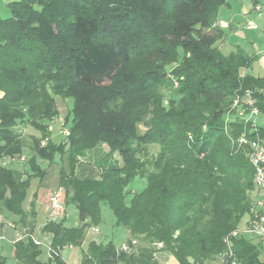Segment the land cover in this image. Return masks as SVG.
Masks as SVG:
<instances>
[{"label":"trees","instance_id":"trees-1","mask_svg":"<svg viewBox=\"0 0 264 264\" xmlns=\"http://www.w3.org/2000/svg\"><path fill=\"white\" fill-rule=\"evenodd\" d=\"M89 1H12L11 15L0 16V212L32 233L34 212L24 206L31 181L47 175L41 161L51 164L59 157L63 203L76 205L80 223L66 226L65 216L48 220L42 231L50 245L61 250L82 246L87 229L102 222L103 203L115 224L129 232L130 251L113 240L97 244L92 239L82 264H161L154 246L160 242L176 264H264L262 241L232 237L230 247L225 241L250 215L254 190L249 149L233 142L250 125L226 122V115L236 93L249 89L264 116V75L242 71L255 57L241 48L230 53L220 48L224 33L214 24L227 0H141L140 16L156 36L157 22L172 11L167 42L183 56L182 70L172 75L184 76L185 84H174L178 99L172 96L168 105L158 93L163 74L154 68L139 75L128 68L129 45H143L144 31L125 41L112 36ZM119 17L132 21L134 16ZM166 56L165 48L150 54L155 65ZM206 65L216 75L204 73ZM116 80L124 88L138 86L115 98L111 91L99 97L81 91L106 89ZM53 94L74 99L66 120L70 135L59 143L51 139L58 114ZM26 121L40 132L29 150L13 128ZM142 122L143 132L137 125ZM257 132L264 141V125ZM150 145L161 149L150 154ZM23 154L24 169L2 165L3 159ZM137 179L145 186L129 189ZM134 239L143 244L133 245ZM41 254L42 245L31 238L15 243L16 264H66L60 257L43 262ZM5 262L0 256V264Z\"/></svg>","mask_w":264,"mask_h":264},{"label":"rangeland","instance_id":"rangeland-1","mask_svg":"<svg viewBox=\"0 0 264 264\" xmlns=\"http://www.w3.org/2000/svg\"><path fill=\"white\" fill-rule=\"evenodd\" d=\"M12 1L18 0H0V16L3 18L9 17L11 15L10 12V3ZM263 7H264V0H259ZM228 3V4H227ZM227 3L220 7L218 17L220 16L221 20L224 21H232L235 20V23H240L243 30V34L247 37L245 40L244 50L249 53L254 58V62L249 68L243 69L242 71L256 75L258 74V68L260 66H264V12L263 13H255L252 15L253 19L259 25V29L254 31H247L246 27L248 22L249 15L244 14L243 8L245 6L253 8L254 7V0H227ZM95 9L98 10L99 14L102 16L103 19V26L109 33L114 36L118 37L119 39L125 41L129 38V36L136 32L137 30L141 29L144 31V35L147 37L146 42L142 44H138L137 42L131 43L129 46L132 48V57L131 63L128 65V68L135 70L139 75L156 68L161 74L164 75L165 83L162 85L164 88H160L159 95L164 97V105H168L170 99L175 98L178 99L176 90L173 89L174 84L176 82H180L181 84H185V77H174L172 72L175 70H182L183 65V56L176 51H173L170 48L167 36V29L172 22V11L168 9L164 16L157 22L156 29L160 33V35L156 36L151 33L150 23L141 18L140 14L144 12V7L141 3V0H96V1H89L88 5H95ZM38 7V5L36 6ZM81 7V6H80ZM125 13L132 14L133 20H124L123 18L119 17V15H123ZM64 15V14H60ZM255 42L259 48V51L254 49L252 43ZM159 48H165L167 50V56L163 60H159V65H155L152 58H150V54H157V50ZM227 52L226 50H224ZM204 73L208 75H216V70L213 67L208 65L205 66ZM135 86L138 85H128L127 88H124L125 85H122L118 80H116L110 87L106 89H81L83 94L86 96H93L99 97L103 94L108 95L111 92L114 98L116 94L123 95L124 93L129 94L131 90L134 89ZM55 98V105L57 107V112L53 117L51 122V139L55 143L61 142L63 139L66 140L63 135V130L69 129V125L66 127V120L71 114V110L74 107V99L73 98H66L62 95L53 94ZM145 122L138 123L139 131H144L146 129ZM258 125H264V116L260 114L258 118ZM15 132L21 133L22 138L25 141L26 149L29 150V146H34L35 142L37 141V137L39 136L40 132L37 130L29 121L26 123H19L18 125L13 127ZM103 147L107 148L106 145ZM161 149L159 145H150L147 149L150 154H156ZM24 155V154H23ZM26 155V154H25ZM85 160H83V163ZM45 170H47V175L44 178L36 177L33 178L31 181V186L28 191V197L24 203L25 208L33 207L37 214V220L39 223H44L49 220V197L50 195L57 191L60 188L59 183V172L61 167V159L59 157L56 158L54 163H49L47 161H41ZM13 165L20 166L24 165L20 161L14 162ZM25 168L24 166L22 167ZM145 186V181L141 179H137L133 183L130 184L129 189L133 190H140ZM63 191V189H62ZM252 203L253 205L254 198L256 197L254 190L250 192ZM63 202H64V191H63ZM64 204V203H63ZM65 217L64 223L66 226L74 227L79 225V215L78 209L75 204L70 203L65 205ZM249 218V213L244 217L241 221L239 226L243 225L246 220ZM62 219V218H60ZM57 220V219H55ZM13 222V221H12ZM98 229V233H93L91 239L89 240H96V243H105L109 240H113L117 246L122 245L126 242L129 238V232L125 227H119L115 224V216L110 209V207L103 203L102 204V222L99 226H91L87 229V235L90 230ZM2 228L0 227V245H9V238L11 236L8 234L7 237H2L1 234ZM23 230V228H22ZM9 229L7 232L9 233ZM86 240V238H85ZM81 243L82 246H67L63 250H61L60 258L69 263V264H82V260L84 259V255L87 251V245L89 244L86 241ZM95 241V240H94ZM129 244L128 242L126 245ZM143 244L140 240L136 245ZM155 247H158L154 244ZM43 254L40 256L41 261L49 262V255L47 256L48 247L47 245L43 246ZM121 248V247H119ZM9 257L7 264H13L15 259L13 258L12 254L9 256V252L6 253ZM156 257L160 261L161 264H176L175 257L163 251H157ZM51 264H57V262L53 261ZM122 264V263H120Z\"/></svg>","mask_w":264,"mask_h":264},{"label":"built area","instance_id":"built-area-1","mask_svg":"<svg viewBox=\"0 0 264 264\" xmlns=\"http://www.w3.org/2000/svg\"><path fill=\"white\" fill-rule=\"evenodd\" d=\"M258 13L262 12V7L256 5L254 8ZM248 27L252 29L258 28V25L255 21H249ZM178 83L176 82V85ZM256 99L252 90H246L242 93L238 92L235 95L231 109L226 115V122H233L237 119L244 122L245 124L250 125L248 130H245L237 138L233 140L239 147H247L249 149V161L254 167V193L256 197L251 208V212L248 220L239 227H237L231 235L226 238L228 246L232 244L230 239L232 237H251L258 239L264 242V141L257 132L258 128V118L260 116V111L255 105ZM255 133V136H250V134ZM64 137L70 135V130L67 128L63 130ZM48 142V138L42 140L41 145L44 146ZM26 160V155L21 156H9L2 160V165L7 166L17 161L24 162ZM63 191L62 188H59L57 191L53 192L49 197V220H55L62 218L65 215V207L63 204ZM10 227H17L14 222L7 223ZM20 234V239L31 238L38 245H43V242L39 240L36 236L30 233L27 228L22 230ZM98 229L90 230L87 237L93 233H98ZM133 245L137 244V240L132 241ZM158 247H162L163 243H156ZM73 246V245H69ZM121 249L124 251H130V244H124L121 246ZM61 249L54 248L51 245H48V255L50 258L54 259L60 257ZM232 264H239L236 261H233Z\"/></svg>","mask_w":264,"mask_h":264},{"label":"crops","instance_id":"crops-1","mask_svg":"<svg viewBox=\"0 0 264 264\" xmlns=\"http://www.w3.org/2000/svg\"><path fill=\"white\" fill-rule=\"evenodd\" d=\"M258 5H260L263 8L262 12H261V13H263L264 7H263L262 3L260 2ZM254 8H255V5L253 8L245 6L243 8V11H242L244 14L249 15L248 22H246L247 31L248 30L254 31V30L259 29V25L256 22V20L253 19V17H251L252 15H255V13L257 12ZM249 21H255V23L258 25V28L252 29V28L248 27ZM214 27L221 29L224 33V38L220 42V48L223 51L226 50L227 52L224 51L225 53L233 52L237 48H241L244 50L245 40H247V37L245 36V34H243L244 29H242L240 23H235V20H232L229 22L224 21V20H221V18L219 16L217 22L214 24ZM252 45H253L254 49L259 51V48L255 42H253ZM262 75H264V66L263 65L258 68V74H256V76H262ZM1 95H2V92L0 91V97H1ZM48 208H49V206H48ZM26 209L29 212H31V211L34 212V218H35L36 224H35L34 230L32 231L33 235L36 236L39 240H41L43 242V246L47 245V247H48V245H50V243H51L50 236L47 235L46 233H44V231H42V228L46 224V222L38 224L37 214L35 212V209L33 207H27ZM14 219H16L14 216H9L6 213L0 212V227L2 228L1 234H3L2 237L8 238V234H9L12 238V239L9 238V240H11V241H9L10 242L9 245H4V244L0 245V256L5 258V260H6L5 264L8 263V259H9V257L6 255L7 252H9V256H11V254H12L13 258L15 259V256H14V254H15V243L19 240V238H20L19 236L23 232L22 226L17 225V227L13 228L7 224L10 221L14 222ZM7 229H9L11 231H9V233H8ZM91 236H92V234L89 237H87L86 242L89 241V239H91ZM248 238L252 239L251 241H255V242L260 241V240L255 239V238H251V237H248ZM0 240H2V239H0ZM95 240H97V239H95ZM134 240H136V239H134ZM127 242H128V240L126 242H124L122 245L126 244ZM137 242H138V240H137ZM262 243H263L262 259L264 260V242H262ZM122 245H120L118 247H121ZM157 248H158V251H163V250H161L162 247H157ZM43 249L44 248L42 247V254H43ZM163 252H167V251H163ZM47 256H48V254H47ZM65 263L69 264L67 262H65ZM13 264H16V259H15V262ZM209 264H222V262L216 261V262H212Z\"/></svg>","mask_w":264,"mask_h":264}]
</instances>
